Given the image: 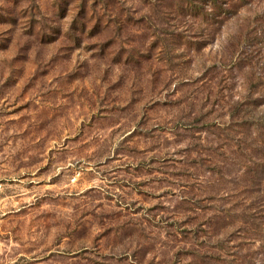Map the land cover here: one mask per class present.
<instances>
[{"label": "rangeland", "instance_id": "obj_1", "mask_svg": "<svg viewBox=\"0 0 264 264\" xmlns=\"http://www.w3.org/2000/svg\"><path fill=\"white\" fill-rule=\"evenodd\" d=\"M0 264H264V0H0Z\"/></svg>", "mask_w": 264, "mask_h": 264}]
</instances>
